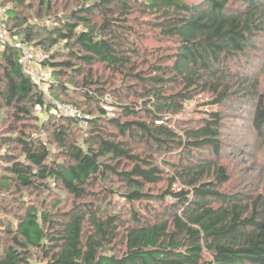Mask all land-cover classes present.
I'll return each instance as SVG.
<instances>
[{
  "label": "trees",
  "instance_id": "16d2710c",
  "mask_svg": "<svg viewBox=\"0 0 264 264\" xmlns=\"http://www.w3.org/2000/svg\"><path fill=\"white\" fill-rule=\"evenodd\" d=\"M0 2L83 112L54 116L0 48V264H264V196L235 186L225 139L247 109L264 152V0Z\"/></svg>",
  "mask_w": 264,
  "mask_h": 264
},
{
  "label": "rangeland",
  "instance_id": "374dc122",
  "mask_svg": "<svg viewBox=\"0 0 264 264\" xmlns=\"http://www.w3.org/2000/svg\"><path fill=\"white\" fill-rule=\"evenodd\" d=\"M63 0H60L62 2ZM32 5L29 7L21 8L19 11V16L21 19H24L25 22L30 25H39L43 21V17L38 15V10H36V6H38L37 3L31 2ZM9 7V6H8ZM31 7V9H30ZM41 13V12H40ZM26 26V27H27ZM8 28V26H7ZM41 38L44 37V34L41 33ZM19 40V39H17ZM147 44V43H146ZM151 44V43H148ZM31 53L33 55L36 54L38 49H34L32 46H30ZM264 67V66H263ZM102 74V69H99ZM259 74V81L260 83V90L264 93V68H261V70L257 71L255 73V77ZM77 81H82V79H77ZM50 84V83H49ZM72 87V86H71ZM51 88V87H50ZM73 92V91H70ZM46 101H49L51 103L58 102L54 99V97L51 94L50 91V99L45 98ZM64 100H67L68 98H63ZM106 102H112L113 99L111 97H106L104 99ZM208 100L205 97H198L195 100L188 102L185 106V113L183 115L179 116V119L181 118H187V119H193L199 116V113L197 111L204 110V103H206ZM62 103V102H58ZM64 103V102H63ZM111 113L113 109H108ZM238 110V108H237ZM241 111L240 115H233L230 116L231 120H229L230 124L234 125V131L232 129L226 130V136L225 139L227 142H232V145L236 147H240L242 151L236 153L235 158H233V163H231V167L234 170L233 175V182L235 186L241 187V186H249L248 193L250 194V191L258 189L259 193H262L264 196V152L261 151V149L258 148V144L256 142V138L254 135L253 129H251L250 122L248 123V113L246 111ZM77 111L81 112L78 108ZM230 111V110H229ZM228 111V112H229ZM37 115H38V111ZM83 113V112H81ZM230 113V112H229ZM55 116V115H54ZM185 118V119H186ZM232 159H229L227 162H231ZM235 164L237 166H235ZM49 201L51 200L50 197H48ZM116 201H120L119 196H116ZM55 201H51V204H53ZM107 202V201H105ZM30 264H40L37 258H33Z\"/></svg>",
  "mask_w": 264,
  "mask_h": 264
},
{
  "label": "built area",
  "instance_id": "2783aa9c",
  "mask_svg": "<svg viewBox=\"0 0 264 264\" xmlns=\"http://www.w3.org/2000/svg\"><path fill=\"white\" fill-rule=\"evenodd\" d=\"M6 7L0 2V48L6 46L17 50L21 55L24 72L31 78L45 98L50 99V87L54 84L52 71L44 68L42 63L49 59V54L39 50L35 55L31 53L30 45L22 40H12L8 35ZM50 83V84H49ZM52 114L66 117H80L79 111L69 103H52ZM38 115L42 116L43 109L37 107Z\"/></svg>",
  "mask_w": 264,
  "mask_h": 264
}]
</instances>
